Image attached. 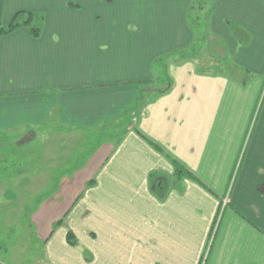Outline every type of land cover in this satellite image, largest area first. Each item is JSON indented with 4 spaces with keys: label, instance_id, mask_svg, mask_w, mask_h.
Listing matches in <instances>:
<instances>
[{
    "label": "crops",
    "instance_id": "obj_1",
    "mask_svg": "<svg viewBox=\"0 0 264 264\" xmlns=\"http://www.w3.org/2000/svg\"><path fill=\"white\" fill-rule=\"evenodd\" d=\"M210 1L208 31L235 69L170 57L168 90L93 153L69 188L78 197L41 221L38 264H264V0ZM191 2L0 0V27L18 10L43 15L37 36L0 35V133L123 119L154 82L153 61L191 45ZM172 160L196 179L175 183Z\"/></svg>",
    "mask_w": 264,
    "mask_h": 264
},
{
    "label": "rangeland",
    "instance_id": "obj_2",
    "mask_svg": "<svg viewBox=\"0 0 264 264\" xmlns=\"http://www.w3.org/2000/svg\"><path fill=\"white\" fill-rule=\"evenodd\" d=\"M206 4L202 11L194 14L207 17L210 3L207 1ZM201 23L205 27L206 23ZM206 53L203 48L199 64L215 65ZM154 87L155 84L132 105L139 103L141 107V102L147 100ZM135 111L129 114L127 121L120 118L114 124H100L94 129H73L49 120L32 131L16 129L7 132L8 140L21 147L22 152L9 153L8 162L0 164V264H38L37 259L44 255L43 239L47 235L42 232L41 221L53 218L58 209L71 204L70 198L78 197V192L69 188L75 182L82 186L87 178L79 179L86 175L81 171L93 158L96 159L95 152L106 142L115 143L117 134L134 120ZM243 152L244 145L236 168ZM76 222H80L76 226L82 229L86 223H92L93 218Z\"/></svg>",
    "mask_w": 264,
    "mask_h": 264
},
{
    "label": "trees",
    "instance_id": "obj_3",
    "mask_svg": "<svg viewBox=\"0 0 264 264\" xmlns=\"http://www.w3.org/2000/svg\"><path fill=\"white\" fill-rule=\"evenodd\" d=\"M207 1L210 3L208 6V13L212 10L213 4L210 0H192L189 12L187 16L188 24L193 31L194 38L189 47L187 49H180L173 51L171 53H168L166 55L160 56L156 58L152 63V70L155 74L154 82L146 81L144 84L148 85V88H150L152 85L155 84L154 91L146 97V99H150L155 97L156 95L165 92L168 90L170 84L172 83V80L169 76L168 69H167V61L170 57H176L177 59H185L188 57H194L198 58L200 57V52L204 48L207 51L208 58L212 61V59L216 58L217 60H220L221 64L224 65V69L226 71L234 70L235 66L229 63V61L226 59L227 54L225 51V44L221 37L217 35H213L208 31V20L209 17H199L198 13L194 14V12H200L203 10L205 5H207ZM202 21L206 23L205 27H202ZM43 23V15L37 12L27 11V10H18L14 12L11 19L6 25H3L0 27V35L4 33H9L15 28L19 26H27L30 30V33L33 36L39 35L41 32ZM204 23V24H205ZM208 42L207 45H204V42ZM205 46V47H204ZM200 60V59H199ZM199 64V63H198ZM210 64V65H198L199 70L201 71H217L222 70L220 69L221 66ZM154 83V84H152ZM147 93V92H146ZM145 91L139 96V99L146 95ZM135 103V102H134ZM143 104V102H141ZM139 103L132 105L125 109L123 118L127 121V118L131 112H134L139 108ZM127 123V122H126ZM126 127L120 131L119 134H117L116 142L122 137V135L125 133ZM13 143L8 140V136H4L0 133V164L8 162L9 153L14 154L16 152H22L20 150L21 147H18L16 145H12ZM155 148L160 150V148L155 145ZM13 163V161H11ZM173 166H174V177H175V183L179 184L184 177L196 179V177L187 170L183 165H181L179 162L172 160ZM6 168V167H4ZM4 171V169H3ZM151 177L153 174L150 175ZM90 183V182H89ZM162 184H159L156 188V192L159 194L160 197H162L165 194V191H162ZM61 223V219L56 221L55 226L59 225ZM66 241L70 245H76L77 244V238L72 230H67L66 232Z\"/></svg>",
    "mask_w": 264,
    "mask_h": 264
}]
</instances>
